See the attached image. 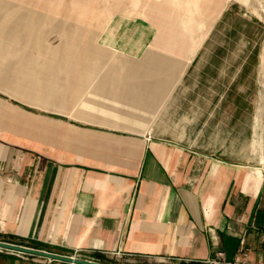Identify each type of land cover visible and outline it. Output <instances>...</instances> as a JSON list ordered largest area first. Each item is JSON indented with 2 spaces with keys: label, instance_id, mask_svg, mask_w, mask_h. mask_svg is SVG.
Listing matches in <instances>:
<instances>
[{
  "label": "crops",
  "instance_id": "crops-1",
  "mask_svg": "<svg viewBox=\"0 0 264 264\" xmlns=\"http://www.w3.org/2000/svg\"><path fill=\"white\" fill-rule=\"evenodd\" d=\"M134 25L99 30L100 46L143 50L150 31ZM200 47L175 56L177 77H136L0 28V240L106 264L260 259L264 163L214 157L209 121L191 139L169 110ZM0 264L73 263L0 247Z\"/></svg>",
  "mask_w": 264,
  "mask_h": 264
},
{
  "label": "rangeland",
  "instance_id": "rangeland-1",
  "mask_svg": "<svg viewBox=\"0 0 264 264\" xmlns=\"http://www.w3.org/2000/svg\"><path fill=\"white\" fill-rule=\"evenodd\" d=\"M126 17L150 31L147 46L134 54L100 46L98 31ZM3 27L35 29L41 45L72 48L56 53L60 60L80 50L82 60L114 61L125 67L119 75L136 77L179 76L175 56L200 43L175 95L183 102L174 97L170 112L185 114L176 119L186 136H210L214 157L264 163V0H0ZM208 121L213 130L204 137L197 132Z\"/></svg>",
  "mask_w": 264,
  "mask_h": 264
},
{
  "label": "water",
  "instance_id": "water-1",
  "mask_svg": "<svg viewBox=\"0 0 264 264\" xmlns=\"http://www.w3.org/2000/svg\"><path fill=\"white\" fill-rule=\"evenodd\" d=\"M0 247L1 248H6L10 250H15V251H20L28 254H34V255H39L43 257H48L51 259H58V260H63L66 262H70L73 264H106V263H101L98 261L94 260H89V259H82L77 256H70V255H62L58 253H53V252H48L40 249H35L31 247H26L23 245H18V244H13L5 241L0 240Z\"/></svg>",
  "mask_w": 264,
  "mask_h": 264
},
{
  "label": "built area",
  "instance_id": "built-area-1",
  "mask_svg": "<svg viewBox=\"0 0 264 264\" xmlns=\"http://www.w3.org/2000/svg\"><path fill=\"white\" fill-rule=\"evenodd\" d=\"M241 255L242 256H239L234 260H228L225 257V253L223 251H219L214 256L208 258L205 261V264H264V252L262 254V257H260V259H258L256 262H253L248 259V253L246 250H243L241 252Z\"/></svg>",
  "mask_w": 264,
  "mask_h": 264
},
{
  "label": "trees",
  "instance_id": "trees-1",
  "mask_svg": "<svg viewBox=\"0 0 264 264\" xmlns=\"http://www.w3.org/2000/svg\"><path fill=\"white\" fill-rule=\"evenodd\" d=\"M97 257H99V258H101V259H103V258H105V256L104 255H102V254H97Z\"/></svg>",
  "mask_w": 264,
  "mask_h": 264
}]
</instances>
